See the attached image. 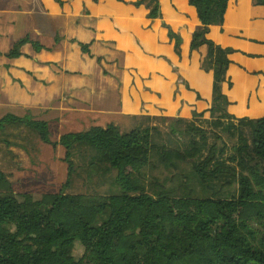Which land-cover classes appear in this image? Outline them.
Segmentation results:
<instances>
[{
    "label": "trees",
    "instance_id": "1",
    "mask_svg": "<svg viewBox=\"0 0 264 264\" xmlns=\"http://www.w3.org/2000/svg\"><path fill=\"white\" fill-rule=\"evenodd\" d=\"M188 1L201 23L190 49L206 46L201 68L213 72L209 109L191 118L134 116L141 122L128 130L91 125L58 140L31 109L0 113V144L10 147L9 137L25 127L43 143L62 146L67 164L62 189L39 197L16 193L0 165V264H264V116L229 111L223 85L232 86L235 49L208 33L225 22L230 0ZM131 4L148 8L149 18L162 17L159 0ZM169 37L181 54L182 37L171 27ZM27 41L6 55H22ZM79 45L90 52L89 43ZM34 47L45 46L36 41ZM164 170L167 176L155 175ZM80 180L110 187L67 191ZM76 223L85 228L74 232ZM77 243L84 248L80 257Z\"/></svg>",
    "mask_w": 264,
    "mask_h": 264
},
{
    "label": "crops",
    "instance_id": "2",
    "mask_svg": "<svg viewBox=\"0 0 264 264\" xmlns=\"http://www.w3.org/2000/svg\"><path fill=\"white\" fill-rule=\"evenodd\" d=\"M132 1L136 0H0V87L37 92L45 100L39 107H53L63 117L82 115L91 125H100L101 114L112 111L127 118L140 113L159 115L161 108L173 107L174 116L191 118L194 111L209 109L213 72L201 68L207 47L190 49L192 34L201 24L195 8L184 12L175 5L167 11L169 0H159L162 17L149 18V9ZM115 2L128 10L111 13L103 9V4ZM252 5L251 23H226V13L225 22L211 25L208 33L217 44L235 49L228 70L232 86L225 82L223 88L231 102L229 111L238 117L264 116V0ZM110 14H116L118 23L110 21ZM169 27L182 37L181 54L169 37ZM23 38L28 41L21 46L22 55L8 57ZM136 38L141 46L134 50ZM36 41L45 47L37 51ZM79 42L89 43L90 52H83ZM149 47L157 52L155 58H170L171 65L151 61ZM88 55L102 71L80 69L77 62ZM126 61L135 65L128 68ZM47 85L56 87L62 96L57 102L45 96ZM111 98L112 107H107Z\"/></svg>",
    "mask_w": 264,
    "mask_h": 264
},
{
    "label": "rangeland",
    "instance_id": "3",
    "mask_svg": "<svg viewBox=\"0 0 264 264\" xmlns=\"http://www.w3.org/2000/svg\"><path fill=\"white\" fill-rule=\"evenodd\" d=\"M262 0H232L229 11L227 13L226 23L236 24L237 26L246 25L251 23L250 17L254 14L253 5L251 6V2H259ZM238 4V8L236 5ZM180 8V11L190 12L192 11L193 6L188 4V0H169L165 2V8L167 11H170L174 6ZM103 9L108 12L114 13L119 11H127L128 8L123 3L115 2L113 4H103ZM110 21L118 23L119 19L114 16L116 14H110ZM125 27L123 26V29ZM169 29V28H168ZM138 37V36H136ZM142 41V40H141ZM133 49L141 46L138 38L132 41ZM154 45V44H153ZM156 45V44H155ZM159 46V41L157 43ZM162 48L166 49V43L162 41ZM148 50V48H146ZM147 55L151 57V61L159 62L160 60L165 64L172 63L170 58H160L157 59L155 56L157 52L154 48L149 47L147 51ZM84 59L82 61L77 62L81 70L89 71L92 69H96L99 72L102 71L103 67H99L92 58ZM133 57V56H132ZM136 61V59L133 57ZM74 62H72L73 64ZM94 63V64H93ZM47 68H51L49 63H43ZM119 65L120 62H119ZM128 68L130 66H134L135 62H127L126 64ZM109 69H112L109 66ZM155 73H159L157 70H154ZM151 70V73L154 72ZM178 72L182 73L181 68ZM201 74L204 75V72L201 71ZM86 72L83 73V76H86ZM45 96L50 98L51 102H57L62 96L57 92L56 87L46 86L44 87ZM115 99L117 100V92H114ZM69 95V93H67ZM122 98V96H121ZM109 106L112 107V101L114 98L108 100ZM45 103L43 98H40L37 92L31 93L30 90L25 87L15 86L10 90H6L3 87H0V113L5 114L8 112H12L18 115H24L28 112L29 109L32 110V113L39 118H43L49 121L51 136L52 139L58 140L60 135L67 131H77L86 129L89 127L92 122L88 121V118H85L82 115H70L61 116L60 114L55 113V109L53 107H39L41 104ZM32 105V106H29ZM111 104V105H110ZM170 104V103H169ZM167 105V104H166ZM170 106V105H169ZM185 104L183 105V107ZM35 107V108H28ZM162 112L159 115H153L151 113H140L138 115H127V118L120 116L118 112H107L106 114H101L102 121L100 125L107 126L110 123H115L121 127L122 130H128L135 125H138L141 121L140 119H134V116H164V117H178L171 114L174 110L171 108H161ZM176 111H182L180 109H176ZM167 112L170 114L168 115ZM95 113V112H94ZM154 123H160V120L152 121ZM162 128L166 127V124L161 123ZM24 132L16 137H9L12 140L10 147L5 143L0 144V165L2 169L9 175L11 181L13 182V187L16 193L22 192H31L35 197L41 196L43 193H54L58 192L62 189L63 184L67 179V164L62 159L64 156V148L58 145L56 148L49 144L43 143L37 137L33 136L27 128H23ZM183 168L185 170H190V167L184 165ZM167 172L164 170L163 172L156 171L155 175L160 177L167 176ZM192 183L193 180H191ZM110 183L107 182L105 185H95L94 183H86L77 181L72 189H68V192H87L92 190H100L105 191L109 189ZM235 187V188H234ZM232 189L236 192V186ZM74 232L78 233L82 231L85 227L80 224H74ZM4 242V239H1ZM75 255L80 257L84 253V248L80 243L76 244Z\"/></svg>",
    "mask_w": 264,
    "mask_h": 264
}]
</instances>
